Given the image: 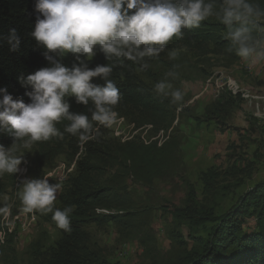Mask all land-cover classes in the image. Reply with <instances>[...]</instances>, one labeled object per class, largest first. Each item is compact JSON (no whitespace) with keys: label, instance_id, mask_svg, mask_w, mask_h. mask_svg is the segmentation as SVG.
<instances>
[{"label":"trees","instance_id":"1","mask_svg":"<svg viewBox=\"0 0 264 264\" xmlns=\"http://www.w3.org/2000/svg\"><path fill=\"white\" fill-rule=\"evenodd\" d=\"M37 2L0 0V100L5 95L3 90H6L14 100L30 103L28 93L33 89L22 84L21 77L26 80L28 75L52 67L48 56L69 69L81 64L92 70L97 66H110L112 71L107 79L112 80L120 91V100L112 106L113 111L136 128L151 125L157 131L166 130L175 120L170 99L166 95H158L155 87L141 75L150 76V66L169 64L177 49H184L196 59L218 55L225 59L227 65H233L244 56L239 55L240 45L233 43L230 33L241 28L247 30L243 35L249 49L264 43L263 24L259 21L264 20V0H245L253 8V14L231 25L221 19L224 0H205L206 4H212V14L199 26L182 28L181 33L168 41L158 55H146L132 61L123 55L109 56L100 45L94 47L91 56L64 53L47 49L31 35L37 17L43 18L36 10ZM12 29L16 30L20 41L16 50H12L15 41L10 43ZM91 82L100 86L106 83L102 77H94ZM65 99L70 104V113L87 115L93 125L86 140H81L79 134H70L73 138L79 137L84 147L76 160L75 174L69 178L60 196L61 208H72L69 217L71 231L59 228L60 237L46 254H41L40 243L35 242L32 245L35 255L29 264H110L103 250L92 243L86 225L113 222L126 228L136 223L138 211L133 210L127 189L123 194L117 187L127 178L151 186L155 179L165 177L179 145L172 136L160 142L157 139L146 142L141 136L125 141L105 137L100 134L102 127L94 132L99 124L91 120L95 111L91 100L84 105L77 103L74 96H66ZM69 123L65 118L55 126L66 136L64 129ZM16 141L8 129L0 127V146L8 150ZM111 170H114L112 181L105 178ZM212 177L210 171L202 176L206 193L216 190ZM189 197L184 207L172 212L173 223H177L171 232L172 238L183 251L177 259L162 264H264V180L254 183L221 213L215 205L200 202L194 192ZM98 209L111 212L99 213ZM250 220L254 223L251 224ZM183 224L187 225L192 244L182 234ZM2 229L0 223V232ZM7 235L8 240L11 233ZM154 246L148 242L145 249L152 252Z\"/></svg>","mask_w":264,"mask_h":264},{"label":"rangeland","instance_id":"2","mask_svg":"<svg viewBox=\"0 0 264 264\" xmlns=\"http://www.w3.org/2000/svg\"><path fill=\"white\" fill-rule=\"evenodd\" d=\"M259 21L264 29V20ZM172 57L169 64L150 66V76L141 74L152 86L166 85V96L175 110V120L166 130L157 131L151 125L136 128L117 113L111 126L99 125L94 130L97 133L102 127L100 134L120 141L141 136L146 142H160L172 136L179 145L168 174L153 185L133 178L118 187L115 183L123 194L127 189L133 210L138 211L136 223L126 228L113 222L86 225L92 243L103 250L110 264H162L177 259L183 250L172 238L177 225L172 212L189 202L191 192L221 213L254 183L264 180V43L250 48L233 65L218 55L196 59L184 49L175 50ZM175 91L182 98L174 102L171 93ZM78 138L67 133L25 147L26 137L10 147L14 149L11 155L22 157V162L18 172L0 175V209L4 210L0 211V264H29L35 242L40 243L41 254H46L60 237L52 213L25 212L20 193L25 180L47 177L50 184L59 185L53 207L62 209L61 193L75 174L84 148ZM209 171L217 190L212 193L204 192L202 178ZM113 174L114 170L108 171L105 178L112 181ZM181 231L192 244L186 224ZM148 242L155 245L152 252L145 249Z\"/></svg>","mask_w":264,"mask_h":264},{"label":"clouds","instance_id":"3","mask_svg":"<svg viewBox=\"0 0 264 264\" xmlns=\"http://www.w3.org/2000/svg\"><path fill=\"white\" fill-rule=\"evenodd\" d=\"M36 10L43 18L37 17L31 35L47 49L91 56L94 47L100 45L109 56L123 55L135 61L138 57L158 55L182 28L199 26L212 14V4H206L205 0H176L175 3L171 0H38ZM251 14L253 8L245 0H224L223 23L231 25ZM245 31L241 28L230 33L233 43L240 45L241 56L250 51L245 43ZM13 40L12 50H16L20 41L15 29L11 30L10 43ZM47 58L52 61V67L28 75L26 80L21 77V83L33 89L28 93L30 103L14 100L3 90L0 127L8 129L17 141L27 137L24 140L27 147L32 142L62 136L55 125L66 118L70 123L64 130L86 140L93 125L87 115L70 113L66 96H74L77 103L84 105L91 100L95 105L91 120L104 127L111 126L116 119L112 106L120 100L116 84L107 79L112 68L97 66L92 70L81 64L69 69L53 57ZM94 77H102L106 83L96 85L91 82ZM154 87L158 95H167L163 82ZM171 96L174 102L182 98L179 91L172 92ZM13 151L0 146V175L19 171L22 157L12 156ZM58 188L59 185L50 184L47 177L25 180L20 193L21 204L25 212L52 213L56 226L70 232L72 208L53 207Z\"/></svg>","mask_w":264,"mask_h":264}]
</instances>
